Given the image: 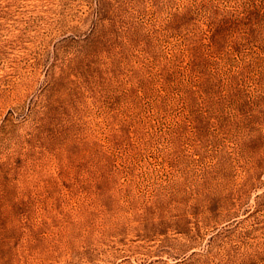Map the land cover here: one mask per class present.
I'll use <instances>...</instances> for the list:
<instances>
[{
  "label": "rangeland",
  "instance_id": "374dc122",
  "mask_svg": "<svg viewBox=\"0 0 264 264\" xmlns=\"http://www.w3.org/2000/svg\"><path fill=\"white\" fill-rule=\"evenodd\" d=\"M0 264H264V0H0Z\"/></svg>",
  "mask_w": 264,
  "mask_h": 264
},
{
  "label": "bare ground",
  "instance_id": "6f19581e",
  "mask_svg": "<svg viewBox=\"0 0 264 264\" xmlns=\"http://www.w3.org/2000/svg\"><path fill=\"white\" fill-rule=\"evenodd\" d=\"M108 220H109V218H108ZM110 221V220H109Z\"/></svg>",
  "mask_w": 264,
  "mask_h": 264
}]
</instances>
